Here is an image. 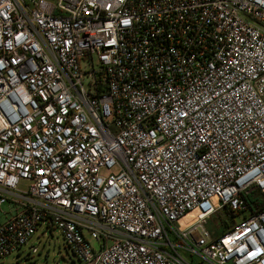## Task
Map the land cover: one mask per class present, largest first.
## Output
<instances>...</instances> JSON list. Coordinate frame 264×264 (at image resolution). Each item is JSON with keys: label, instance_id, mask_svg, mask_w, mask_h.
Listing matches in <instances>:
<instances>
[{"label": "built area", "instance_id": "obj_1", "mask_svg": "<svg viewBox=\"0 0 264 264\" xmlns=\"http://www.w3.org/2000/svg\"><path fill=\"white\" fill-rule=\"evenodd\" d=\"M253 192L264 0H0V259L44 226L78 264H264Z\"/></svg>", "mask_w": 264, "mask_h": 264}, {"label": "rangeland", "instance_id": "obj_2", "mask_svg": "<svg viewBox=\"0 0 264 264\" xmlns=\"http://www.w3.org/2000/svg\"><path fill=\"white\" fill-rule=\"evenodd\" d=\"M7 208V204L0 208V223L7 218L2 214ZM242 217L239 214L230 218L224 212H219L208 219L207 229L216 235L223 230L225 223L230 225ZM90 243L94 249L98 248L96 241L90 240ZM0 264H78V261L67 247L58 228L40 226L17 252L0 259Z\"/></svg>", "mask_w": 264, "mask_h": 264}, {"label": "trees", "instance_id": "obj_3", "mask_svg": "<svg viewBox=\"0 0 264 264\" xmlns=\"http://www.w3.org/2000/svg\"><path fill=\"white\" fill-rule=\"evenodd\" d=\"M246 200L250 205H252L251 209H255L256 207H264V200L262 199L261 195L258 192L257 193L253 192L246 198ZM225 215L226 217H229L228 213H226ZM228 227H229V224L225 223L222 231H224Z\"/></svg>", "mask_w": 264, "mask_h": 264}]
</instances>
